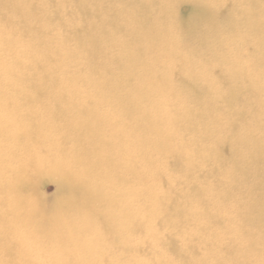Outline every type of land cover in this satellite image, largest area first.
Masks as SVG:
<instances>
[{
	"label": "clouds",
	"instance_id": "obj_1",
	"mask_svg": "<svg viewBox=\"0 0 264 264\" xmlns=\"http://www.w3.org/2000/svg\"><path fill=\"white\" fill-rule=\"evenodd\" d=\"M0 264H264V0H0Z\"/></svg>",
	"mask_w": 264,
	"mask_h": 264
},
{
	"label": "rangeland",
	"instance_id": "obj_2",
	"mask_svg": "<svg viewBox=\"0 0 264 264\" xmlns=\"http://www.w3.org/2000/svg\"><path fill=\"white\" fill-rule=\"evenodd\" d=\"M44 193L50 201H54L59 195V182L55 176L44 180Z\"/></svg>",
	"mask_w": 264,
	"mask_h": 264
},
{
	"label": "bare ground",
	"instance_id": "obj_3",
	"mask_svg": "<svg viewBox=\"0 0 264 264\" xmlns=\"http://www.w3.org/2000/svg\"><path fill=\"white\" fill-rule=\"evenodd\" d=\"M56 199H57V198H56ZM56 199H55V200H56ZM55 200H54V201H55Z\"/></svg>",
	"mask_w": 264,
	"mask_h": 264
}]
</instances>
